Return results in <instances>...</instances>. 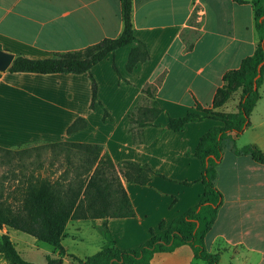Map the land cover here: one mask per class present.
Wrapping results in <instances>:
<instances>
[{
	"label": "crops",
	"instance_id": "crops-1",
	"mask_svg": "<svg viewBox=\"0 0 264 264\" xmlns=\"http://www.w3.org/2000/svg\"><path fill=\"white\" fill-rule=\"evenodd\" d=\"M132 24L134 36L146 45L150 58L127 72L134 47L129 45L96 64L91 69L98 85L94 110L89 108L88 74L0 70L1 148L58 142L100 145L115 165L125 161L146 164L163 176L152 177L146 186L122 180L134 217L107 220L120 250L143 244L160 222L168 226L200 201L201 165L193 153L200 138L222 122L208 115L173 132L166 129L169 117L204 115L196 106L212 108L223 76L238 69L258 43L248 0H132ZM121 31L120 0H0V46L12 59L22 55L42 60L53 53L79 51L116 38ZM113 64L126 82L119 81ZM148 87L152 99L143 92ZM259 94L250 126L224 141L216 166L214 184L222 203L205 241L208 252L218 255V264H264V165L235 153L252 146L264 155V80ZM150 101H156L163 112L153 125L142 129L143 143L134 144L128 115ZM230 105L231 101L215 111L231 112L235 106ZM105 111L110 118L104 119ZM78 118L85 120L86 127L67 134ZM85 222L93 224L100 237L89 255L71 243L64 244L76 241L67 230L78 231ZM100 226L101 220L68 222L61 242L63 257L50 246L41 248V242L24 233L10 229V235H5L27 263L45 264L50 257L70 264L69 255L84 259L102 250ZM39 254L43 263L34 261ZM150 264L207 263L183 245L170 253L154 254Z\"/></svg>",
	"mask_w": 264,
	"mask_h": 264
},
{
	"label": "trees",
	"instance_id": "trees-1",
	"mask_svg": "<svg viewBox=\"0 0 264 264\" xmlns=\"http://www.w3.org/2000/svg\"><path fill=\"white\" fill-rule=\"evenodd\" d=\"M252 6L254 28L258 43L253 54L245 58L238 69L227 72L222 86L217 90L212 108L196 109L204 115L188 113L179 118L169 117L167 130L182 131L186 124L200 122L210 115L218 117L222 126L209 129L199 140L193 156L200 161V182L203 194L200 201L175 218L168 226L158 224L157 230H150V239L136 248L120 250L107 227L110 218H131L134 211L123 187L126 184L146 186L152 177L163 176L146 164L131 161L115 165L100 145L58 142L45 144L51 149L63 152L65 168L55 180L34 176L26 181L17 204L13 207L3 201L0 194V229L18 231L54 249L59 257L65 255L61 245L68 222L101 220L100 233L104 247L98 253L79 259L67 256L70 264H150L156 253H170L187 245L194 257L207 264H218L219 257L208 252L206 236L210 232L222 203V194L216 188V166L221 160L223 144L230 135L238 137L250 126V114L260 99L259 89L264 80V0H248ZM244 2V0H236ZM122 31L116 38H106L79 51L53 53L42 60L28 59L16 55L7 69L9 73L33 74H88L91 88L90 110L98 101V85L91 69L108 54L125 46L134 45L126 63L127 72H132L138 63H145L150 56L146 45L134 36L132 24V0H120ZM0 52H5L0 46ZM113 69L119 81L115 64ZM150 87L144 89L147 98L152 99ZM236 94L238 100L231 112H217ZM163 112L156 101L136 106L128 115L129 133L134 144L143 143L142 129L153 125ZM110 118L105 111L104 119ZM86 127L85 120L76 119L67 129V134ZM0 151L11 150L0 147ZM235 153L249 156L255 163L264 165V155L252 146H245ZM188 155V154H187ZM0 257L8 264H31L19 256L10 237H0ZM61 259L46 258L45 264H60Z\"/></svg>",
	"mask_w": 264,
	"mask_h": 264
},
{
	"label": "rangeland",
	"instance_id": "rangeland-1",
	"mask_svg": "<svg viewBox=\"0 0 264 264\" xmlns=\"http://www.w3.org/2000/svg\"><path fill=\"white\" fill-rule=\"evenodd\" d=\"M0 53L7 56L4 52ZM237 100L238 97L234 94L228 101V103L231 101V108L235 106ZM64 155L58 149L48 148L41 143L16 147L10 153L0 151V194L3 196V201L14 207L21 196L24 184L34 176L55 180L66 166ZM5 233L10 235V230L8 228L0 229V237ZM67 234L75 237L76 241L72 243V240L69 239L65 240L64 244H73L76 249L81 250L83 255L94 253V247L100 241L97 228L88 222L82 223L78 231L67 230ZM38 246L46 250L50 248L42 243H38ZM34 261L43 263L40 254ZM0 264L8 263L0 257Z\"/></svg>",
	"mask_w": 264,
	"mask_h": 264
},
{
	"label": "water",
	"instance_id": "water-1",
	"mask_svg": "<svg viewBox=\"0 0 264 264\" xmlns=\"http://www.w3.org/2000/svg\"><path fill=\"white\" fill-rule=\"evenodd\" d=\"M12 58L9 56H4L0 53V69L5 70L11 65ZM62 264H68L66 261H63Z\"/></svg>",
	"mask_w": 264,
	"mask_h": 264
}]
</instances>
